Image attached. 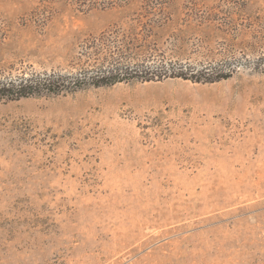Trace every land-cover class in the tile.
I'll use <instances>...</instances> for the list:
<instances>
[{"label":"rangeland","instance_id":"obj_1","mask_svg":"<svg viewBox=\"0 0 264 264\" xmlns=\"http://www.w3.org/2000/svg\"><path fill=\"white\" fill-rule=\"evenodd\" d=\"M260 57L264 0H0V79L232 75L0 103V264H264Z\"/></svg>","mask_w":264,"mask_h":264},{"label":"trees","instance_id":"obj_2","mask_svg":"<svg viewBox=\"0 0 264 264\" xmlns=\"http://www.w3.org/2000/svg\"><path fill=\"white\" fill-rule=\"evenodd\" d=\"M154 23L157 26H154V33L148 38L151 43L160 41L161 37L156 30H161L164 27L161 24L165 22L161 23L155 19ZM135 38L140 41L138 37ZM121 48L122 46L117 47V50L121 52ZM137 50L141 51L139 48ZM116 55L113 53V57ZM252 68L258 72H264V57L254 61ZM227 72L228 68L222 66L196 69L174 65L160 66L148 62L133 65L115 61L114 64L111 62L110 66L85 68L71 74L47 73L30 77L0 79V103L34 97L74 94L91 88H107L134 81L150 83L167 78L210 84L232 78V75Z\"/></svg>","mask_w":264,"mask_h":264}]
</instances>
